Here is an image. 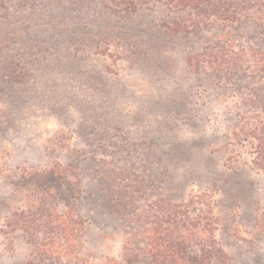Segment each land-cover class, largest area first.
<instances>
[{
	"label": "rangeland",
	"instance_id": "obj_1",
	"mask_svg": "<svg viewBox=\"0 0 264 264\" xmlns=\"http://www.w3.org/2000/svg\"><path fill=\"white\" fill-rule=\"evenodd\" d=\"M203 10L0 0V264H60L34 252L22 223L37 236L39 218L63 213L84 221L95 264H152L148 242L161 238L200 256L214 246L217 264H264L251 138L264 133V71L250 54L264 27L254 11L234 26ZM26 173L32 185L15 178ZM150 222L192 232L149 238Z\"/></svg>",
	"mask_w": 264,
	"mask_h": 264
},
{
	"label": "trees",
	"instance_id": "obj_2",
	"mask_svg": "<svg viewBox=\"0 0 264 264\" xmlns=\"http://www.w3.org/2000/svg\"><path fill=\"white\" fill-rule=\"evenodd\" d=\"M145 0H110L112 4L123 9L126 14L133 13L136 11L137 2H143ZM165 5L169 8H173L176 10L183 9H191L198 10L200 12L199 15L204 16L205 12L209 9V12L217 17H220V20L223 22H228L231 24L240 25L242 24L238 19L239 12H248L254 11V24L262 25L264 27V0H164ZM258 21V23H256ZM247 23L246 21L243 24ZM73 34V32H71ZM70 35V37L72 36ZM252 56V61L255 64L256 68L260 71H264V50L253 49L250 52ZM213 58V57H212ZM216 58L214 57L213 60ZM264 108V106H263ZM251 138L253 139L252 146H254V150L256 152V160L258 164H256L259 168L264 169V133L259 130H255ZM26 170H22V174H25ZM29 173H26V176L18 178L16 175V179H22L23 185H32V179ZM42 179L43 175H39ZM62 180V178H60ZM43 182V181H42ZM66 183L70 184V181L66 180ZM76 185V184H75ZM79 187L80 196L76 199L78 200L82 196L83 187L80 183H77ZM203 196L197 197L196 199H200ZM83 196L81 197L82 200ZM74 198L72 201L74 202ZM166 205L169 209L171 216H181L184 215L186 211H184L186 206H172L168 202H162L158 209L163 208L161 205ZM206 219L209 222L213 221L212 209L208 207V210L205 212ZM168 211L158 212L156 219L161 221L159 216L164 218L167 217ZM144 218L140 217L139 221H142ZM45 220L48 221L45 223ZM39 223V227L42 229L39 232V235L36 236L35 233L38 230L32 228V226L23 224L22 226L28 232V236L30 238L29 244L33 245V250L36 254H40L47 258L50 262L58 261L60 264H95V260L91 258H85L82 252L83 245L82 240L85 235L86 227L85 223L81 218L71 217L65 213L60 214V216H46V218H39L37 220ZM146 227L142 232L143 235H148L149 238L151 236H155L158 234H165L168 237L172 238H180L183 240H189V233L192 230L175 229V233L172 232L169 228H162L157 226L156 223ZM45 225V226H44ZM49 226V227H47ZM49 231V232H48ZM212 230H208L207 232H211ZM196 233H192L195 235ZM154 244H150L148 242V247H150V252L152 255V264H217L214 262L216 254L219 252L215 251V247L212 246L213 252L209 251V254L206 256H200L199 254L187 252L188 246L183 241H168L161 239H153ZM211 247V246H210ZM130 253L133 256L132 248H127L126 252ZM211 252V253H210ZM126 256H129L128 254ZM126 256L124 258H126ZM158 256V258L156 257ZM223 256V255H222ZM224 258V257H223ZM221 259V258H220ZM125 260V259H124ZM123 264L122 262H116L111 260H106V264Z\"/></svg>",
	"mask_w": 264,
	"mask_h": 264
}]
</instances>
